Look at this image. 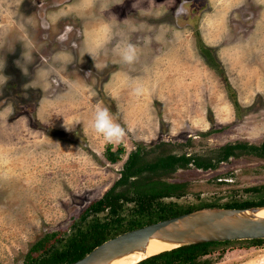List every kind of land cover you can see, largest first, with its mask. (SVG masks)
<instances>
[{"label":"rangeland","instance_id":"1","mask_svg":"<svg viewBox=\"0 0 264 264\" xmlns=\"http://www.w3.org/2000/svg\"><path fill=\"white\" fill-rule=\"evenodd\" d=\"M263 14L264 0H0V264H22L38 237L68 231L138 141L202 156L225 143L259 144L264 72L255 77L250 56L264 49ZM98 105L121 137L95 131ZM108 145L124 147L121 159L105 157ZM167 179L189 182L180 202L224 203L264 185V160L242 155ZM206 257L264 264V245L219 246Z\"/></svg>","mask_w":264,"mask_h":264},{"label":"trees","instance_id":"2","mask_svg":"<svg viewBox=\"0 0 264 264\" xmlns=\"http://www.w3.org/2000/svg\"><path fill=\"white\" fill-rule=\"evenodd\" d=\"M214 67L224 80L236 110L240 109L234 88L222 64L215 60ZM180 143V142H179ZM148 144V145H147ZM169 141L144 143L138 141L132 148L119 176L98 198L91 200L73 217L68 231L45 232L27 250L22 264H66L74 261L95 245L125 230L168 216L203 207L248 208L264 207V185L249 187V196L232 197L219 203L216 200L180 202L178 198L188 189V181L167 179L178 168L194 166L202 170L216 169L232 157L253 155L264 160V139L259 144L245 141L225 143L207 155L172 151ZM124 147L108 145L105 157L115 162L121 159ZM234 243L262 246L264 240L209 241L180 245L147 256L135 264H210L205 256L219 246ZM225 251V250H221Z\"/></svg>","mask_w":264,"mask_h":264},{"label":"water","instance_id":"3","mask_svg":"<svg viewBox=\"0 0 264 264\" xmlns=\"http://www.w3.org/2000/svg\"><path fill=\"white\" fill-rule=\"evenodd\" d=\"M261 210L264 207L196 208L118 233L66 264H110L130 250H146L154 243L170 246L161 252L196 242L264 240V217H256Z\"/></svg>","mask_w":264,"mask_h":264},{"label":"clouds","instance_id":"4","mask_svg":"<svg viewBox=\"0 0 264 264\" xmlns=\"http://www.w3.org/2000/svg\"><path fill=\"white\" fill-rule=\"evenodd\" d=\"M123 56L127 61H131L133 59V54L130 50L125 51ZM93 127L96 132L103 134L105 139L109 141L123 135V129L118 124L113 122L109 111L106 108L100 107L99 105L95 110Z\"/></svg>","mask_w":264,"mask_h":264},{"label":"bare ground","instance_id":"5","mask_svg":"<svg viewBox=\"0 0 264 264\" xmlns=\"http://www.w3.org/2000/svg\"><path fill=\"white\" fill-rule=\"evenodd\" d=\"M256 217H264V210H261L260 212L256 213ZM168 247L170 246L162 245L160 243L150 244L146 248V250H130L125 255L115 258V260L112 261L110 264H133L138 260L144 258L145 256H148Z\"/></svg>","mask_w":264,"mask_h":264},{"label":"crops","instance_id":"6","mask_svg":"<svg viewBox=\"0 0 264 264\" xmlns=\"http://www.w3.org/2000/svg\"><path fill=\"white\" fill-rule=\"evenodd\" d=\"M263 16H264V14H263ZM263 20H264V18H262ZM262 23V22H261ZM260 23V24H261ZM263 25H264V22H263ZM261 26V28L263 27L262 25H260ZM264 40V39H263ZM210 43L211 44H214L215 43V45L216 44H218V41L216 42V41H214V40H211L210 41ZM262 43V42H261ZM259 50H261V53L264 51V49H257L255 52H254V50H252L251 52V56H250V58L251 59H253V65H254V69H258L259 71H260V73L261 72H264V63L263 64H261V65H256L255 64V62L257 61V60H259V56H258V58L257 57H255V55L256 54H260L259 53ZM231 60H233V57L230 59V60H227V58H226V62L227 61H230L231 62ZM227 66H229L228 67V69H227V72H228V74L230 75V72L231 73H233V70H232V68H230V64L228 65V62H227ZM258 70L256 71V75H255V77H258L259 76V74H258ZM244 72H246V71H244ZM250 72V71H249ZM231 76V75H230ZM243 77H248V81L250 82L251 81V76L250 75H244ZM243 77H239V78H243ZM232 79V78H231ZM230 81V80H229ZM232 81H230V83H231ZM235 82H238V81H235ZM233 83V82H232ZM241 85H244V86H247L246 87V89H250V84H246V83H240ZM257 84H258V86H264V82L262 81V82H257ZM232 85V84H231ZM234 85H235V83H234ZM253 85V84H252ZM233 86V85H232ZM236 89H244V87H236V86H234Z\"/></svg>","mask_w":264,"mask_h":264}]
</instances>
